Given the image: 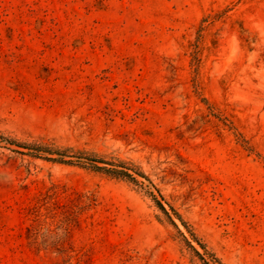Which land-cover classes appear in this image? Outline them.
Here are the masks:
<instances>
[{
  "label": "rangeland",
  "instance_id": "obj_1",
  "mask_svg": "<svg viewBox=\"0 0 264 264\" xmlns=\"http://www.w3.org/2000/svg\"><path fill=\"white\" fill-rule=\"evenodd\" d=\"M0 264H264V0H0Z\"/></svg>",
  "mask_w": 264,
  "mask_h": 264
},
{
  "label": "trees",
  "instance_id": "obj_2",
  "mask_svg": "<svg viewBox=\"0 0 264 264\" xmlns=\"http://www.w3.org/2000/svg\"><path fill=\"white\" fill-rule=\"evenodd\" d=\"M89 166L91 168L95 169V170H102V171H104V172H106V173H108V174H110L112 176H115L117 178L119 176V177H123V178H127L129 180H132L134 182V179L127 172L118 171L117 169H103V168H100V167H96V165H94L93 163H89ZM159 208H160V210H162L163 212H165L164 209L160 205H159Z\"/></svg>",
  "mask_w": 264,
  "mask_h": 264
}]
</instances>
